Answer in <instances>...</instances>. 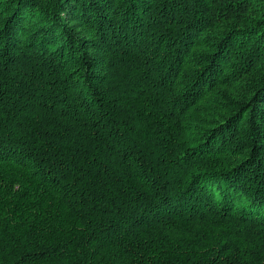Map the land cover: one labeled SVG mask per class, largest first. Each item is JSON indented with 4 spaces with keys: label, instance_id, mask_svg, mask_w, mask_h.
<instances>
[{
    "label": "trees",
    "instance_id": "16d2710c",
    "mask_svg": "<svg viewBox=\"0 0 264 264\" xmlns=\"http://www.w3.org/2000/svg\"><path fill=\"white\" fill-rule=\"evenodd\" d=\"M0 264H264V0H0Z\"/></svg>",
    "mask_w": 264,
    "mask_h": 264
}]
</instances>
